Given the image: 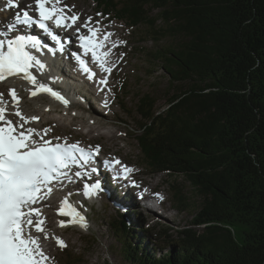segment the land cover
<instances>
[{"label": "trees", "instance_id": "obj_1", "mask_svg": "<svg viewBox=\"0 0 264 264\" xmlns=\"http://www.w3.org/2000/svg\"><path fill=\"white\" fill-rule=\"evenodd\" d=\"M92 1L155 41L167 39L145 55L172 87L186 86L163 111L150 93L136 95L133 109L145 166L170 178L182 212L190 198L179 180L191 186L199 199L193 219L167 249L113 210L108 224L123 264H264V0ZM79 262L71 252L64 264Z\"/></svg>", "mask_w": 264, "mask_h": 264}, {"label": "rangeland", "instance_id": "obj_2", "mask_svg": "<svg viewBox=\"0 0 264 264\" xmlns=\"http://www.w3.org/2000/svg\"><path fill=\"white\" fill-rule=\"evenodd\" d=\"M6 3V0H0V19L3 17L1 12ZM24 3L27 5V0H24ZM62 4L68 6V10L71 14L80 15L84 22L90 17V27H93V25L99 26V24L102 23V27L111 34L110 36L113 35L115 39L119 40L120 51L114 54L116 62L119 63V65L114 71V77L110 81L107 90L103 94H100V89L98 87H93L91 85L90 89L87 88V86H83L81 83L74 82V85L71 87L73 90L71 91L75 93V96L72 98L74 102H77L75 106L69 104H67V106L57 104L56 106H51L49 104L50 96L41 94V96L36 98V100L39 101V107H35V102L37 101L33 102L35 99H29L27 82H23L22 80H19L17 84L15 82H8L6 84L0 83V93L9 95V90L14 89L18 97L22 99V107L20 109H23L21 110L23 115L26 117L39 116V119L36 121L30 120L25 125L26 128L35 129L39 135H42L46 129L47 132H50L52 137H59V139L76 137V139L79 138L86 143L97 144L100 146L105 156L110 157V159H121L127 165L132 166L134 171L136 170V173L139 174L138 177H144L151 189H154L165 197V205L162 208L163 211L155 208L148 210L139 208L140 206L136 198L139 193L134 192V195L132 194L133 200L131 202V210H128L126 213H128L131 223L136 227L135 234L146 236L147 233L151 236L150 241L152 243L158 245V247L161 246L162 248L169 249L168 243L173 242V240H176L178 237L176 229H181L182 226L187 227L192 221L195 212L193 205L199 202V199L195 197L188 183L179 180L182 182L179 183L180 186L184 187L185 196L190 198L189 208L182 212L178 210L177 207L172 206L171 199H173V194L169 187L170 178L166 174L152 173V170L147 168L142 160L137 144L138 142L136 141V128L139 126L140 119L133 109L137 101V98L135 99L136 95L150 93L157 100L155 110L163 111L169 105L167 99L172 94L186 87L183 84H177L172 87L166 73L162 71L160 63L150 62L151 59H148L147 55H145V52L149 50L154 51L159 50L161 47H167L169 45L168 40L161 39L155 41L147 33L129 28L122 22H117L112 15L109 17L103 16L105 12L100 9L99 11H101V13L98 15V13H96V4L92 0H62ZM17 12H19V9L14 10L12 19ZM87 30V28L83 29L86 33ZM142 30H144V28H142ZM75 32L77 31L75 30ZM29 33H31V31L26 34ZM141 34H143L142 38L145 37L143 43L138 41ZM139 45H141L142 48L135 49L136 46ZM69 52L64 65V67H66V72H69V68L71 67L68 59L72 62ZM56 70L58 71L59 69L56 68ZM41 77L43 79H49V77L45 75ZM122 83H125L126 86L121 87ZM31 90H34V86ZM65 91L67 90H64V93ZM93 93H96L94 95L96 98L102 97V102H104L105 99H109V108L101 107L98 103L95 105V103L92 102V100L96 99ZM90 94L93 98L89 100L88 96ZM121 98H124L123 101L126 102L127 109L132 112L131 115L125 113L123 108L120 107L119 101ZM44 104H47L48 107H45ZM88 104L91 105L90 110H82L80 108L81 106H89ZM9 109L10 113L13 115L12 117H14L18 123H22L19 117L14 115L12 106H10ZM93 114L96 116L100 114L103 121L108 125H104L103 129L99 128L100 131L98 130L97 132H91L89 134L88 127L81 121L85 118H89L90 115L93 117ZM105 114L112 115L113 118H111V120H114L115 117L118 121L111 124L110 122L113 121L109 119L110 116L106 117ZM12 117L10 118L13 119ZM111 134L114 135V138H111ZM99 163H101L100 160L98 161V164ZM142 170H144L143 174ZM96 176L98 177V182L101 183L100 190L104 188L102 185L106 188L110 187L108 196L111 197V200H116L118 202L126 201L128 193L122 188L123 184L119 182L113 183V185L119 186L118 190H115L114 187L109 186V181L107 179L100 177L98 174ZM86 177L87 175H84L85 179ZM75 180H78L80 188L72 185L69 188L58 189V194L56 192L58 201L52 209L54 214L52 218H47L44 215V212L48 211L49 207L52 205L51 203H45L46 207L42 209L43 213H41V217L44 221V233H47L49 239H43L44 233L32 231L33 235L41 237V244L44 250H49V245L47 243L49 240L51 241L54 239L55 247L51 248L50 252H52L53 255L52 259L48 261V264H64L66 255L71 254V252H73V256L76 257V260H80L78 264H123L122 256L117 249L119 243L115 240L112 234V228L108 224L110 222V215L114 214L113 211L110 207L106 206L104 202L97 199L96 193L100 190H97L94 195L86 197L83 195V187L85 184L83 179L76 178L72 181L74 182ZM65 195H71V200L74 204L78 206L84 205V210L88 215V219L86 218V220L87 222L89 221L86 228H81L78 225H69L67 228L59 226L61 220L66 221V217L58 214V209ZM181 197L183 198L182 195ZM71 200L69 204L73 205ZM183 202H185L184 199ZM68 220H70V218ZM166 230L167 234L165 235ZM53 233H56V235H53ZM167 235L172 237L166 238L165 236ZM55 237L61 238L67 246L60 248L56 243ZM134 242H137V240H134Z\"/></svg>", "mask_w": 264, "mask_h": 264}, {"label": "snow or ice", "instance_id": "obj_3", "mask_svg": "<svg viewBox=\"0 0 264 264\" xmlns=\"http://www.w3.org/2000/svg\"><path fill=\"white\" fill-rule=\"evenodd\" d=\"M35 11L38 19L29 14V4L21 12H17L13 17V22L6 23L0 29V81L9 77H20L34 86V90H29L30 96L39 93H47L65 106L68 100L58 91L53 90L45 83L37 80L32 69L44 72L46 65L37 55L45 48L53 55L55 51H63V42L58 34L50 27L51 21L57 28H70L79 19L76 14L68 15V6L62 4V0H34ZM7 8H18L15 0H7ZM99 15V14H98ZM91 18L84 22L82 27L88 29L89 35H79L80 48L83 55L91 54L92 61L97 63L105 72H111L110 67L105 66V60L109 52L101 53L99 49L104 46V42L111 35L104 33L102 39H97L98 28L90 27ZM99 23V22H97ZM23 26V27H19ZM38 26L39 30L53 42L52 47L43 44L34 35L17 34L9 37L11 32H24ZM79 33L80 29H76ZM115 46V45H114ZM80 69L87 74L89 80H93L95 73L87 66L86 61L79 53H73ZM100 85H107V79L98 81ZM12 99L14 115L19 117L22 123H13L7 118V102L0 93V264H48L52 257L48 256L43 250L41 237L32 234L34 228L37 233H44L42 227L44 221L41 217L39 208L34 207L41 199L50 195L53 182L68 180L72 182V175L69 173L73 165L83 166L91 162L92 158L100 152L99 146L91 151L79 146V143H51L42 136L39 140L35 137L39 134L35 129L25 128L31 120L39 119L37 116L26 117L19 108V97L14 89L9 90ZM107 106V99L104 101ZM45 135L47 130H44ZM59 139V137H57ZM108 166H121V172L130 173L132 169L121 164V161L114 159L104 161ZM97 168L93 166L91 172L95 173ZM85 173L75 171L74 176L81 178ZM100 188L98 181L92 184H84L83 195L90 197ZM162 199V197H160ZM58 214L67 216L68 221L61 220L59 226L66 224H76L81 228H86V218L71 204L67 197L61 201ZM43 239H49L44 233ZM56 243L60 248L67 245L64 241L55 237Z\"/></svg>", "mask_w": 264, "mask_h": 264}, {"label": "bare ground", "instance_id": "obj_4", "mask_svg": "<svg viewBox=\"0 0 264 264\" xmlns=\"http://www.w3.org/2000/svg\"><path fill=\"white\" fill-rule=\"evenodd\" d=\"M27 3H30V0H28L27 1ZM24 5H26V3L24 4ZM1 13H7L5 10H3ZM13 15V14H12ZM76 33V32H75ZM28 35H34V36H36V37H38L37 35H35V34H32V33H29ZM38 39H40L41 40V42L43 41V39L42 38H38ZM31 51H33V54L34 55H37L38 57H39V53H36L35 52V50H31ZM49 58H50V56H49ZM51 62H53V60L51 61ZM47 63V65H49L48 64V62H46ZM49 68V70H52V67L50 66V67H48ZM54 70H56V68H54ZM32 71H33V73H36L35 74V76L37 77V80L39 81V82H41V83H44L45 81H44V79L41 77V76H43L42 75V73H40L41 74V78H38L39 77V75L40 74H37V70L36 69H32ZM43 79V80H42ZM19 80H22L23 82H24V80L23 79H20V78H7L6 80H4V81H0V83H8V82H15L16 84H17V82L19 81ZM27 82V81H26ZM25 82V83H26ZM27 84V89L28 90H31V88L33 87V85H31V84H29L28 82L26 83ZM74 85V84H73ZM79 85V84H78ZM10 86V85H9ZM87 86V88H90L91 89V85L88 83V85H86ZM16 87V86H15ZM52 87V86H51ZM80 89V88H79ZM90 92V91H89ZM99 92V91H98ZM65 95L68 97V99H69V105H71V106H75L76 105V102H74L73 101V97L75 96V93L73 92V91H70V90H68V91H65ZM20 94V93H19ZM83 94V93H82ZM91 95V94H90ZM98 95V94H97ZM39 96H41L40 94H37L36 96H30V95H28V97H29V99H35L33 102H35V101H37V102H35V107H39L38 106V100H36V98H38ZM91 98H93L92 97V95H91ZM3 99H4V101H6L7 102V108H8V112H7V115H9V107L10 106H12V99H11V96H10V94L9 95H6V94H4L3 95ZM25 99H27V98H25ZM43 100V99H42ZM71 100V101H70ZM21 102H22V99L21 98H19V108H21L22 106H21ZM31 102V101H30ZM43 102V101H42ZM93 102H95V105L97 104V102L95 101V100H93ZM25 103V102H24ZM57 103H60V101H58V102H56V101H53L52 99L50 100V102H49V104L52 106V105H54V106H56V104ZM25 104H27V103H25ZM48 104V103H47ZM47 104H44L45 105V107L47 106L48 107V105ZM43 105V106H44ZM89 105V104H88ZM90 105L89 106H81L80 108L82 109V110H86V109H88V110H90ZM13 108V107H12ZM25 109V108H24ZM92 109V108H91ZM14 110V109H13ZM20 110H23V109H20ZM49 112V111H48ZM29 115V114H28ZM94 115V114H93ZM37 117H39V116H37ZM88 120V121H87ZM84 125H86L87 127H88V133L90 134L91 132H97L98 130L100 131V129L99 128H102L103 129V127H104V125H108V124H106V122L105 121H103V119H102V116L100 115V114H98V116H96V115H94L93 117H92V115H90L89 116V118H85L84 120H82L81 121ZM96 125H97V127H96ZM89 130H91V131H89ZM88 134V135H89ZM109 135V134H108ZM99 136V135H98ZM109 137V136H108ZM116 137V136H115ZM111 138H114V135L113 134H111ZM120 138V137H119ZM114 142V141H113ZM85 150H87L86 148H85ZM141 155V154H140ZM83 169H86V166H84V168ZM82 178V177H81ZM125 181H127V180H125ZM128 182V181H127ZM78 187H79V185H78ZM64 193V192H63ZM66 196V195H65ZM50 200V202L49 203H51L52 205L49 207V210L48 211H46V212H44V215H45V217H47V218H49V217H51L52 218V215H54L53 214V208H54V206L57 204V201H58V199H57V196H53V197H49V199H47L46 201H49ZM46 207V204L45 203H42V205H40V206H36V208H39L40 209V212L41 213H43V211H42V209H44ZM47 210V209H46ZM68 221V220H67ZM89 222V221H88ZM87 222V223H88ZM69 225H72V224H70V223H68V224H66V226H64L65 228H67ZM73 225H75V224H73ZM88 225V224H87ZM77 226V225H76ZM71 228V227H70ZM53 235H56V233H53ZM54 240V239H53ZM53 240H49L48 241V245H49V250H44V248H43V250L45 251V253L48 255V256H50V257H52V255H53V253L52 252H50L51 251V248H54L55 247V242L53 241ZM57 246V245H56ZM53 250V249H52ZM51 263V262H50Z\"/></svg>", "mask_w": 264, "mask_h": 264}]
</instances>
